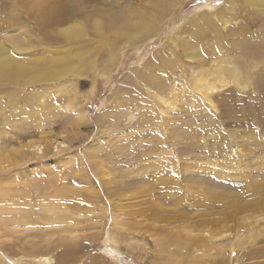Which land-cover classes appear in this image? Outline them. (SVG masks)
Returning <instances> with one entry per match:
<instances>
[{"label": "rangeland", "instance_id": "374dc122", "mask_svg": "<svg viewBox=\"0 0 264 264\" xmlns=\"http://www.w3.org/2000/svg\"><path fill=\"white\" fill-rule=\"evenodd\" d=\"M45 1L84 7L52 41L36 0H0V62L87 56L0 90V264H264V0H178L107 76L103 9L137 0ZM143 67L163 87L123 82Z\"/></svg>", "mask_w": 264, "mask_h": 264}, {"label": "bare ground", "instance_id": "6f19581e", "mask_svg": "<svg viewBox=\"0 0 264 264\" xmlns=\"http://www.w3.org/2000/svg\"><path fill=\"white\" fill-rule=\"evenodd\" d=\"M36 2L39 4V9L37 11V13H39V15H37L39 18H37V19L39 20V22L41 21V19H43V21L45 22V25L42 28L46 29V31L43 30V32H48L47 33V37L49 38V40H51V38H52V41L54 39H56L55 37H57L56 34H55V30H56L57 26L60 25V24L66 23L67 21H69L71 19V17H75V16L79 15L81 10H82L81 8L84 7V6L80 5V4H76L77 2L73 3V4H68V2L71 3V1H62V2H59V3H56V4H49L45 0H36ZM147 2L145 0H137L135 3L129 5L127 7L129 9V13L126 14L127 16L123 15V11L120 10L118 7H116L115 6L116 4L114 5V4L109 3L108 10L103 9L102 13H103V16L105 17L106 36L109 37V42L108 43L110 44V47L107 50V53L105 55H103V53H101L100 58L97 61V64L99 63L98 64L99 65L98 70H99L100 73H104V74L107 73L109 68H110L109 65L115 64V61L117 59V53H118V50L120 49L119 48L120 45L118 44L117 39L119 40V38L125 37L126 38V40H125L126 43L130 45V44L135 43L136 40H140L143 36H145L147 38H151L155 34L156 30L159 28V24L161 22V19L166 14L173 13L176 10L175 8H178V6H176L178 4V0H156V1L154 0V2L152 3V6H151V10L147 11V7H146ZM105 6H104V8H105ZM114 6H115V8H113ZM112 8H113V10H112ZM124 14H125V12H124ZM133 16L136 18V20H135V18H133L135 21L130 20ZM194 17L187 19L186 22H184L182 25H180L181 27H179V29L176 31V33L187 31L188 29L190 30L191 29L190 28L191 25H194L195 23L198 22V19H195ZM11 19H12V17H11ZM204 19L207 20L206 23L209 21L208 18H206V17H204L202 20L204 21ZM12 22H14L16 24L18 23V21H14V20ZM23 27H24V25L21 26V29ZM68 27H69V24H68V26L66 28H68ZM17 28L19 29L18 24H17ZM176 35L177 34H175L174 36L169 37L168 39L171 40V38L177 37L176 40L180 41V39L178 38V35L177 36ZM11 40H12V38L10 37V41ZM188 40L187 41H181V43H179V45L182 46L181 47L182 49L186 50L187 48H189L192 45L196 44V43H194V41L188 43ZM69 41H71V40H69ZM72 41H75V40H72ZM125 41H124V43H125ZM121 43H123V42H121ZM8 45H10V44H8ZM81 46H82V44H81ZM9 47H11L12 50H14L17 53L18 52L17 49L20 46H18L16 48L15 46H11L10 45ZM84 47H86V46H84ZM166 48L169 49L167 46L165 48L164 47L161 48L159 50V52L155 56H153V58L151 60L148 61L149 64L148 63L147 64H148V66H149V68L151 70H152L153 67L155 68V64H157L160 61V58L162 57L161 56L162 52ZM20 49L21 48H19V50ZM4 51H6V50H4ZM22 51H25V50H22ZM10 52H13V51H10ZM2 53H4V52H2ZM11 54L4 55V57L7 58V59L3 58L2 59L3 61L0 62V90L6 84H9L10 82L15 81V80H17V78L21 77L20 76L21 74L23 76L24 74H27V73H30V72L40 71L38 69H41L43 72H50V71L54 72V69H55L54 65L55 64L64 65V66L68 67L72 62H85L86 61V56H87V55L86 56H82V53L79 52L77 54H74V55L70 56L68 59L60 57L57 60H55V59L45 60L44 63H43V64L46 63L45 65L42 64L43 66L38 65L40 67H33L30 64H28V65L23 64V63L21 64V62H19L17 59H13L12 58L13 56H10ZM134 71H137V69L136 68L132 69L129 73H126L123 76V78H122L123 82L125 80L129 82L131 79H132V81L135 80V82L138 79H141V80L144 79L152 87L153 86H155V87H158V86L163 87L162 84L157 83V81L153 78V74H152L151 79L149 78V75L151 76V74H148V72L145 71V67H143L141 71H137L136 74H132ZM107 75H108V73L106 74V76ZM133 75H134V77H132ZM118 84H116V86L114 88V91H115V89H117L119 87ZM134 85H135L134 90L138 91V93L141 94L142 89L139 88L138 85H136V84H134ZM143 91H144V89H143ZM165 91H169V90L166 89ZM6 97L9 100L8 102L11 103V100H13L12 96H9V97L6 96ZM50 113H51V111H50ZM83 115H85L84 112H83ZM43 135H45V134H43ZM32 142H35V141H32ZM63 146L65 147L67 145H63ZM53 148H51L50 151L48 149L45 152L47 147L45 148V147L41 146L40 144H38V145L35 146V148L33 150L36 151V153L38 155L39 154L40 155H46V154H49V152L53 153L55 150L59 149L60 146L56 145ZM19 162H22V161H19ZM19 162H17V163H19ZM15 163L16 162H9V165H6V167L9 168L10 166L15 165ZM2 168L4 169L5 166L2 167ZM67 195L68 194L65 193L64 194V198L67 197ZM53 206H54V204H53ZM114 252H116V251H114ZM116 254L119 255V253H117V252H116ZM40 261L43 262L44 264H51V262H52L51 258H47V257L42 258V260H40Z\"/></svg>", "mask_w": 264, "mask_h": 264}, {"label": "crops", "instance_id": "0c3cea01", "mask_svg": "<svg viewBox=\"0 0 264 264\" xmlns=\"http://www.w3.org/2000/svg\"><path fill=\"white\" fill-rule=\"evenodd\" d=\"M261 246H264V244H262ZM262 250L264 251V248H261V249H260V253L263 252ZM262 257H263V256H262Z\"/></svg>", "mask_w": 264, "mask_h": 264}]
</instances>
